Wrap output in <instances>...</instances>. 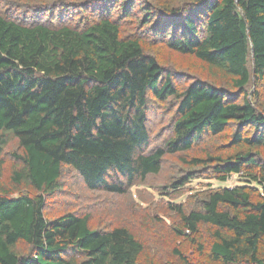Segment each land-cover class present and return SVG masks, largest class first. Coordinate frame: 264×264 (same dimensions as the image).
<instances>
[{"label":"trees","instance_id":"1","mask_svg":"<svg viewBox=\"0 0 264 264\" xmlns=\"http://www.w3.org/2000/svg\"><path fill=\"white\" fill-rule=\"evenodd\" d=\"M149 43L193 56L214 80L175 85ZM263 80L264 0H0V264H157L135 223L94 221L95 203L50 215L63 173L90 200L131 195L164 159L230 127L233 152L181 157L161 187L181 198L200 166L244 179L166 203L194 255L172 244L168 264H264ZM152 101L171 115L162 133Z\"/></svg>","mask_w":264,"mask_h":264},{"label":"rangeland","instance_id":"2","mask_svg":"<svg viewBox=\"0 0 264 264\" xmlns=\"http://www.w3.org/2000/svg\"><path fill=\"white\" fill-rule=\"evenodd\" d=\"M147 49L157 56L162 66L175 73V77H180L179 79L173 78L174 84L179 87L180 85L187 84L188 79L193 77L199 76L206 81L214 80L208 67L191 55L173 52L159 44L149 43ZM261 83L259 94L260 100L264 102V80ZM166 106V103L158 101L151 102V109L153 108V110L149 112L148 122L155 133L161 131L169 122L171 115L169 114V110L166 109ZM233 128L230 127L225 133L217 136L205 134L189 151L181 153L177 157H167L163 161L161 173L156 177L147 179L144 183L136 184L131 189V195L111 197L106 193H101L100 195L93 194L95 200H90L89 193L91 192L84 189L81 179L77 178L74 173L66 176L67 173L64 172L62 177L64 189L49 201L47 211L50 215H56L67 209L75 211L86 210V202L95 203L91 208L94 221L109 214V217L113 220L135 223L131 227L137 231V235L146 246L147 254L153 257L157 264H168V259L175 261V257L171 252L173 246L179 247L191 259L194 256L191 254L192 247L186 242V238L179 240V237L175 234L174 227L179 223L178 218L166 203L178 201V203H184L187 200L184 199L185 196L192 191L243 185V176L233 173L227 181L221 182L215 178V173L210 166H200L195 168L194 172L196 177L189 180L181 188L184 193L186 192L181 198L169 200L168 197L164 196V191L166 190H163L161 187L162 185H167L171 174L174 173L178 176L180 170L184 168L180 160L181 157L190 159L192 157H204L206 152L214 155L233 152L235 148H230V144H228L230 135L235 129ZM6 171L8 172L9 169L6 168ZM170 195L173 197L171 193ZM73 201H77V203ZM147 213H150L152 217L158 218L159 220H149L146 217ZM172 244L175 245L171 246ZM145 263L144 261L141 262V264Z\"/></svg>","mask_w":264,"mask_h":264}]
</instances>
